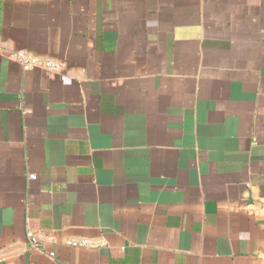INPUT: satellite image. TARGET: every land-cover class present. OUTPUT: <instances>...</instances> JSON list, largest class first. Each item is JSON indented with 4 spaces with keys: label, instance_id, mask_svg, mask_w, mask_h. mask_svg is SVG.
<instances>
[{
    "label": "crops",
    "instance_id": "crops-1",
    "mask_svg": "<svg viewBox=\"0 0 264 264\" xmlns=\"http://www.w3.org/2000/svg\"><path fill=\"white\" fill-rule=\"evenodd\" d=\"M0 45L58 66L0 53V264H264V0H0Z\"/></svg>",
    "mask_w": 264,
    "mask_h": 264
},
{
    "label": "built area",
    "instance_id": "built-area-1",
    "mask_svg": "<svg viewBox=\"0 0 264 264\" xmlns=\"http://www.w3.org/2000/svg\"><path fill=\"white\" fill-rule=\"evenodd\" d=\"M24 1H26V0H24ZM0 53H5V54H7V57H9L10 59L18 61L24 70H27V69H30L33 67H37V66H44L45 68H47L51 71H55L58 69L57 64H55L54 62H50V61L41 62L40 60L34 59V58L26 55L23 52L8 51L6 48H4L1 45H0ZM28 178H29V180H34L35 175L30 174V175H28ZM26 237L31 242L32 246H36L35 237H34V234L32 231L28 230L26 233ZM66 245H68L70 247L95 248L97 246H100L101 243L100 242H94V241H91L89 239H78V240H69L66 242Z\"/></svg>",
    "mask_w": 264,
    "mask_h": 264
}]
</instances>
